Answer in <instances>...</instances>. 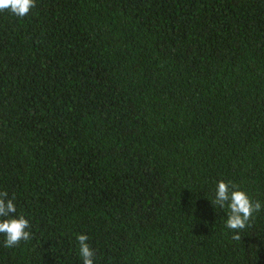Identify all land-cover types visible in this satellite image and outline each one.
<instances>
[{"label": "trees", "instance_id": "1", "mask_svg": "<svg viewBox=\"0 0 264 264\" xmlns=\"http://www.w3.org/2000/svg\"><path fill=\"white\" fill-rule=\"evenodd\" d=\"M264 0H36L0 12V264H264Z\"/></svg>", "mask_w": 264, "mask_h": 264}, {"label": "clouds", "instance_id": "2", "mask_svg": "<svg viewBox=\"0 0 264 264\" xmlns=\"http://www.w3.org/2000/svg\"><path fill=\"white\" fill-rule=\"evenodd\" d=\"M35 7L36 0H0V12L8 11L19 18L28 16ZM14 200L15 196L9 198L7 191L0 192V234L5 236L4 246L7 248L17 247L32 236L29 220L23 215L15 216L17 209ZM210 202L214 207H227L226 227L236 233L232 239L237 241L241 239L239 232L251 226L254 213L264 209L259 200L253 201L245 191L230 181L218 182L215 198ZM77 240L83 264H95L96 252L88 243L89 237L79 234Z\"/></svg>", "mask_w": 264, "mask_h": 264}]
</instances>
